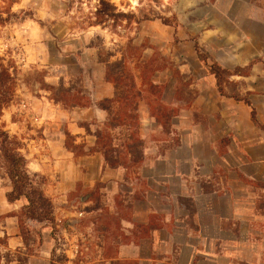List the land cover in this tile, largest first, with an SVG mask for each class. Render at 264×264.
<instances>
[{
    "label": "rangeland",
    "instance_id": "obj_1",
    "mask_svg": "<svg viewBox=\"0 0 264 264\" xmlns=\"http://www.w3.org/2000/svg\"><path fill=\"white\" fill-rule=\"evenodd\" d=\"M254 1L0 0V63L11 74L15 87L12 101L0 117V126L23 144L29 176L51 200L55 217L53 227L46 222H30L21 213L26 205L24 199L11 208L4 205V195L11 190V184L0 160V230L17 228L26 245L25 252H5L8 238L0 234L1 256L5 261H22L35 255L44 238L50 236L53 248L60 250L52 257L55 262L66 257L62 252L67 247L63 244L76 245V260L88 262L97 257L95 244L105 237L103 232L110 228L117 234L120 228L119 219L108 213L111 203L101 190L104 184L97 183L91 190L81 184L75 189L60 184L58 164L73 160L66 157L63 146L67 142L73 149V140L76 141L73 137L66 139L65 135L70 133V125L83 115L78 109L65 110L56 104L54 93L47 88L72 87L99 103L96 98L109 88L104 84L107 62L113 64L124 59L125 69L111 71L120 70L126 86L134 81L141 92L140 104L149 103L163 122L166 116L159 110L158 101L178 110V115L183 107L199 122L200 107L193 109L192 105L201 89L209 91L210 74L197 58L195 43L218 64H227L224 52L239 44L241 34L261 35L264 31L262 24L258 27L252 23L264 18V11H251L250 3ZM258 2L264 7V0ZM250 50L253 49L246 48V52ZM149 82L161 88L152 90ZM234 82L231 77L226 78V94L245 97L242 95L245 83ZM172 98L181 103L180 107L168 106ZM87 114L93 116L91 111ZM171 121L159 124L162 128L159 137L170 141L165 147L173 148L179 145V138ZM93 123L92 117L84 125L93 132L96 129L90 126ZM112 135L113 147L128 142L126 130H116ZM219 145L224 152L227 139ZM75 152L74 158L83 156L81 149ZM126 173L133 179V169ZM123 201L120 194L118 210L127 213L130 203ZM74 213L83 216L72 217ZM6 217L16 220L6 224ZM68 220L75 230L69 228ZM64 230L70 233L68 239L61 233Z\"/></svg>",
    "mask_w": 264,
    "mask_h": 264
},
{
    "label": "crops",
    "instance_id": "obj_2",
    "mask_svg": "<svg viewBox=\"0 0 264 264\" xmlns=\"http://www.w3.org/2000/svg\"><path fill=\"white\" fill-rule=\"evenodd\" d=\"M257 2L250 3L251 11L262 13L264 7ZM252 23L264 27V18ZM247 47L253 50L246 52ZM223 57L228 63L219 64L226 70L257 62L247 77H231V81L245 83L242 95L248 96L258 126L251 119L252 108L221 97L211 75L209 91L201 89L192 105L193 109L200 107V121L183 107L171 121L179 138L176 147L164 146L170 141L159 137L161 126L140 101L143 162L131 179L124 168H109L100 154L90 153L96 143V130L107 121L106 112L98 104L114 97V87L105 79L110 89L96 98L99 103L88 94L92 106L74 108L83 116L70 125L68 133L86 154L74 158L65 149L66 157L73 160L59 163L57 173L60 184L70 189L81 184L91 190L97 183L104 184L101 190L111 203L108 213L119 219V232L106 229L105 237L95 244L97 257L88 262L76 260L78 250L74 244H63L67 247L62 252L66 257L55 262L52 257L60 250L53 248L48 236L35 255L22 261H5L0 249V264H264V130L259 128L264 126V31L261 35L241 34L239 44L224 52ZM179 105L173 98L168 104L172 108ZM89 111L94 119L90 126L96 128L93 132L84 125L92 118ZM223 139H227L224 152L219 145ZM120 194L125 200L122 203H130L127 213L118 210ZM5 195L4 205L11 208L17 204H9ZM82 216L83 213L72 215ZM4 220L13 224L16 218ZM66 223L75 230L70 220ZM1 229L0 234L8 238L5 252L26 251L17 228ZM61 233L70 237L65 230Z\"/></svg>",
    "mask_w": 264,
    "mask_h": 264
},
{
    "label": "trees",
    "instance_id": "obj_3",
    "mask_svg": "<svg viewBox=\"0 0 264 264\" xmlns=\"http://www.w3.org/2000/svg\"><path fill=\"white\" fill-rule=\"evenodd\" d=\"M195 52L197 58L203 62L207 67L209 74L214 77L216 88L221 97L232 99L237 103H243L252 108L248 96L239 97L238 95L226 94L224 83L226 78L233 76L247 77L249 70L257 62L253 61L245 68L237 67L233 71L222 68L217 62L212 60L206 53H203L195 43ZM112 68L125 69L124 59L117 63L106 64V81L111 83L114 87V97L112 99H104L98 104V108L107 114V121L103 127L95 132L96 143L91 154H100L104 159L105 164L112 169L124 168L126 171L132 170L133 173L139 169L143 162V148L144 144L139 137V117L138 106L141 101V92L137 90L134 81L131 86L124 85L123 73L119 70L114 73ZM247 72V73H245ZM152 90L161 88L159 85L148 83ZM14 80L9 71L0 63V117L6 106H8L14 96ZM52 91L53 100L56 104L61 105L63 109L69 110L74 108H90L92 101L88 95L83 92H78L72 87L64 88H50ZM157 106L159 110L166 116L165 122L157 115L151 108L150 104L146 103L150 115L155 118L160 125H167L171 119L178 115V110L167 108L160 101ZM251 119L258 126L256 120V112L252 108ZM264 130V126H259ZM126 130L128 133V142L121 147H113L114 137L113 132L116 130ZM89 132V129L86 128ZM66 139H71L72 136L66 133ZM73 142H75L73 140ZM74 145V144H73ZM111 145V147H109ZM67 151L76 154L75 149H81V154L86 153L82 145H75L72 147L65 143ZM0 160H2V169L5 176L11 184V190L6 193L5 197L9 204H15L21 200L26 201V205L22 207L21 213L30 222L42 223L46 222L50 226H54L55 217L53 205L49 198H47L40 185L35 184L28 172V161L23 153V144L18 142L15 137L5 131L0 126ZM53 230V229H52ZM23 239V238H22ZM24 242V241H23ZM25 244V243H24Z\"/></svg>",
    "mask_w": 264,
    "mask_h": 264
},
{
    "label": "built area",
    "instance_id": "obj_4",
    "mask_svg": "<svg viewBox=\"0 0 264 264\" xmlns=\"http://www.w3.org/2000/svg\"><path fill=\"white\" fill-rule=\"evenodd\" d=\"M59 224L61 223V221L59 220V221H57Z\"/></svg>",
    "mask_w": 264,
    "mask_h": 264
}]
</instances>
